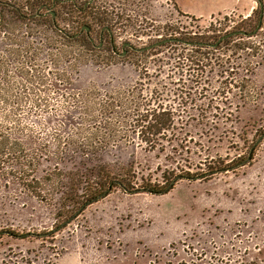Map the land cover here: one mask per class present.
Listing matches in <instances>:
<instances>
[{"label": "rangeland", "instance_id": "1", "mask_svg": "<svg viewBox=\"0 0 264 264\" xmlns=\"http://www.w3.org/2000/svg\"><path fill=\"white\" fill-rule=\"evenodd\" d=\"M0 1L14 3L24 16L37 12L40 4L52 6V0ZM55 2L49 11L55 13L56 26L68 34L78 32L82 24L89 26L93 44L99 49L83 52L89 62L79 71L78 87L129 86L160 68L161 76L173 83L177 92L188 91L187 76L165 63L181 48L167 43L144 56L137 50L171 37L192 39L204 32L229 31L249 15L254 21L252 11L257 8L253 0H176L186 12H181L174 0ZM80 9L85 11L79 13ZM229 9L234 11L208 16ZM0 10L3 26H11L10 12ZM102 29L109 30L111 39L104 33L100 40ZM211 82L207 99L191 96L186 107L225 112L233 108L228 106L237 100L219 97L214 90L217 83ZM250 82L254 98L237 112L232 110L231 120L189 125L193 163L206 157L244 161L264 135L263 67L254 70ZM50 97V106L60 104L56 96ZM53 114L45 119L48 129L57 123ZM105 160L130 168L137 178L151 182L160 181L161 175L176 169L180 161L169 147L151 152L137 146L114 150ZM57 207L0 186V231H6L0 235V264H23L26 260L34 264H264V137L251 160L233 173L206 182L181 181L158 196L116 189L55 230L65 218L57 217ZM51 231L53 234H48ZM8 232L31 236L15 238Z\"/></svg>", "mask_w": 264, "mask_h": 264}, {"label": "trees", "instance_id": "2", "mask_svg": "<svg viewBox=\"0 0 264 264\" xmlns=\"http://www.w3.org/2000/svg\"><path fill=\"white\" fill-rule=\"evenodd\" d=\"M253 1L257 4L252 11L254 21L249 15L229 31L204 32L192 39L176 37L191 46L171 43L182 51L165 65L186 74L190 85L186 92L172 89L173 83L165 81L160 68L129 86L78 87L79 71L89 62L83 52L99 51L90 27L82 24L74 34L59 29L49 11L55 0L50 8L40 4L30 16L19 14L14 3L0 1L12 21L4 27L0 10V186L17 189L39 202L56 203L57 217H65L55 227L58 230L113 190L164 195L178 182H206L244 166L246 160L226 162L219 157L193 163L188 127L194 121H229L232 110L237 112L253 97L250 77L256 68H264V0ZM85 26L88 32L82 30ZM223 37L216 48L208 47ZM213 80L219 97L237 100L228 106L233 108L225 112L186 107L194 96L207 99ZM50 96H56L60 104L50 106ZM52 113L58 120L48 129L45 119ZM127 146L151 152L169 147L180 161L160 181L139 179L130 168L105 160L112 151Z\"/></svg>", "mask_w": 264, "mask_h": 264}, {"label": "water", "instance_id": "3", "mask_svg": "<svg viewBox=\"0 0 264 264\" xmlns=\"http://www.w3.org/2000/svg\"><path fill=\"white\" fill-rule=\"evenodd\" d=\"M54 16H55V14L52 12V13H51V17L54 18ZM82 30L85 31V32H88V31H89V27L85 26V27L82 28ZM107 31H109V30H107ZM224 38H226V37H223V38L219 39V40H218L216 43H214V44L208 45V47H209V48H216V47L218 46V44L221 42V40H223ZM167 43H178V44H183V45H187V46H191V45H193V43H187V42H184V41L179 40V39H176V38H168V39L162 40V41H160V42H158V43H156V44H154V45H151V46H149V47H145V48H143V49H139V50H137V52L148 51V50H150V49H152V48H154V47L162 46V45L167 44ZM124 46L129 47V44H125ZM130 49H131V48H130ZM263 137H264V135H263L261 138H259V139L255 142V144L251 147V149L249 150V153H248V157H247V159H246V161H245L244 163H246V162H248V161L250 160L251 154H252V152H253L255 146H256V145L262 140ZM80 211H81V210H80ZM80 211H78V212H77L72 218H70V219L68 220V222H70L71 220H73L74 218H76V217L78 216V214L80 213Z\"/></svg>", "mask_w": 264, "mask_h": 264}, {"label": "crops", "instance_id": "4", "mask_svg": "<svg viewBox=\"0 0 264 264\" xmlns=\"http://www.w3.org/2000/svg\"><path fill=\"white\" fill-rule=\"evenodd\" d=\"M174 3H175V5H176V7L181 11V12H186V11H184L183 9H181V7H179V4L176 2V0H174ZM252 9H253V7H251L250 9H249V11H252ZM232 11H234V9H229V10H222L221 12H217V13H213V14H208V16H211V15H214V14H224V13H228V12H232ZM189 13V12H188ZM250 13V12H249ZM201 16V15H200ZM207 16V15H206ZM244 16H248V14L247 15H244Z\"/></svg>", "mask_w": 264, "mask_h": 264}, {"label": "flooded vegetation", "instance_id": "5", "mask_svg": "<svg viewBox=\"0 0 264 264\" xmlns=\"http://www.w3.org/2000/svg\"><path fill=\"white\" fill-rule=\"evenodd\" d=\"M85 6H87V4H86ZM104 33H107L108 36H109L110 39H111V34H110L109 31H107V29H102V30L100 31V33H99V38H100V39H102V36H103Z\"/></svg>", "mask_w": 264, "mask_h": 264}]
</instances>
